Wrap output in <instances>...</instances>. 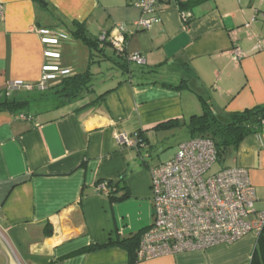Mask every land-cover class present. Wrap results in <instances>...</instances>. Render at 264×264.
I'll return each mask as SVG.
<instances>
[{"label":"crops","instance_id":"crops-1","mask_svg":"<svg viewBox=\"0 0 264 264\" xmlns=\"http://www.w3.org/2000/svg\"><path fill=\"white\" fill-rule=\"evenodd\" d=\"M0 1V101L46 91L9 89L17 80L37 86L50 74L48 93L89 68L95 80L81 101L30 112L0 109V264H130L117 241L143 232L154 217L147 150L177 130L187 137L179 145L189 140L187 123L203 112L202 97L221 119L264 106V0H203L186 11L178 4L186 0H167L148 29L139 23L152 16L139 0ZM80 27L93 40L104 34L125 40L128 54L142 56L152 72L121 70L118 62H126L115 48L93 51L76 35ZM106 61L123 73L117 81L100 78ZM144 78L150 83L139 82ZM183 80L190 88H176ZM23 113L30 117H17ZM171 122L177 124L165 125ZM137 132L148 144L141 152L116 139ZM218 166L247 169L255 208L264 211V124ZM122 179L113 196L127 193L123 200L98 189ZM258 237L248 233L231 244L134 264H250ZM93 245L102 247L89 250Z\"/></svg>","mask_w":264,"mask_h":264},{"label":"built area","instance_id":"built-area-1","mask_svg":"<svg viewBox=\"0 0 264 264\" xmlns=\"http://www.w3.org/2000/svg\"><path fill=\"white\" fill-rule=\"evenodd\" d=\"M139 4L152 16L139 23L140 27L148 29L158 20L159 0H139ZM3 11L0 1V15ZM185 17L188 15L184 14L183 19ZM251 24L248 22L245 26L249 28ZM121 30L124 29L121 27ZM101 40H109L119 52L127 48L126 41L117 36L104 34ZM43 41L57 43L58 39L45 38ZM233 54L236 59L244 55L239 48L233 49ZM130 59L139 64L145 62L139 54L131 55ZM56 70L58 68H44L47 72ZM50 78V74H45L37 86L17 80L10 82L8 87L11 90H33L35 87L44 90ZM17 117L29 118L24 113ZM116 139L121 145L137 150L145 147L136 134L120 133ZM218 165L214 140L195 137L181 143L170 160L150 167L154 217L142 232L137 261L206 250L219 244L234 243L248 233L261 234L264 211L255 208L257 193L248 170ZM98 189L105 193L110 191L107 182L100 184Z\"/></svg>","mask_w":264,"mask_h":264},{"label":"trees","instance_id":"trees-1","mask_svg":"<svg viewBox=\"0 0 264 264\" xmlns=\"http://www.w3.org/2000/svg\"><path fill=\"white\" fill-rule=\"evenodd\" d=\"M202 1L203 0H186L179 1L178 4L182 11H186L201 3ZM167 2V0H159L160 4H166ZM184 20L185 22H188L189 17H185ZM76 35L83 39L93 51L95 50L103 52V46H113V44H110V42L107 40L101 41L89 38L81 27L76 30ZM114 53H118L119 57L125 60L126 63L121 64L120 61L118 62V65L121 67V70H124L126 73H130L131 76H133L134 72L136 71L142 75L152 72L145 70L142 64L136 63L135 61L134 62L137 64V66L140 67L137 68L136 66H133L134 64H130L129 62L133 61L130 59L131 55L128 54L127 49H125L123 52H119L114 49ZM94 81V73L91 71V68H89L84 72L75 73L72 76L63 78L57 85L48 89L50 90V93L46 92L48 88L47 82L44 89L46 91L41 92V97L39 99L31 100L30 98H9L6 95L4 99L0 101V109H6L15 113L18 111L30 112L33 109H41L50 106L56 107L58 104H61L60 102H52V97L55 99L64 97L65 102L71 103L81 101L85 99L90 93H93ZM139 82L142 84L150 83L146 78L139 80ZM181 87L190 88V85L188 84L187 80H183L181 85L176 86V88ZM49 94H52V96L49 97ZM104 94H101L98 98H101ZM202 102L203 112L199 115L195 114L191 116L189 123H187V129L191 135L190 139L195 137H207L214 140L217 147L219 164L224 162L227 155L232 150L237 149L244 137L250 133L261 131L263 128L264 120L262 119V116L264 115V106H256L244 111L232 112L228 115L227 119H221L209 99L202 97ZM24 114L30 117L28 114ZM252 120H254L253 123H251ZM174 124H177V122H171L165 125L173 126ZM136 135L144 142L145 146L147 147L148 144L146 143V138H144L143 133L137 132ZM139 151L141 152L140 149ZM146 154H152L151 148L147 150ZM122 181L123 179L115 184L111 182L108 183V186L110 187L109 194L111 196H113L114 192L117 191L116 187L120 185ZM127 196V193H124L120 197L113 196L112 199L114 201H120L127 198ZM141 236L142 232H139L129 238H123L120 241H117L118 245L128 249L130 253V264H134L137 261V250L140 245ZM100 247L102 246L93 245L89 248V250ZM250 264H264V230L258 237V245L253 253Z\"/></svg>","mask_w":264,"mask_h":264},{"label":"rangeland","instance_id":"rangeland-1","mask_svg":"<svg viewBox=\"0 0 264 264\" xmlns=\"http://www.w3.org/2000/svg\"><path fill=\"white\" fill-rule=\"evenodd\" d=\"M110 56H113L112 48L107 49ZM102 74L100 75V78H111L117 81L120 77L123 76V73L119 71V68L114 66L113 64L106 61L104 65L102 66ZM107 86V84L105 85ZM31 91V90H28ZM41 93L35 92L31 95H29V98L31 100L33 99H39ZM48 98V97H47ZM52 102H65L64 97L55 99L54 97L51 98ZM178 132L174 135H169L166 139L161 140L159 142V145L155 143V147L151 149V155L147 154V158L150 161L152 166H156L160 163L166 162L170 160L176 153L179 147V143L184 141L187 137L184 135L185 133L183 131L177 130ZM150 155V156H149ZM225 167V166H223ZM227 167V166H226ZM217 168V166L215 167Z\"/></svg>","mask_w":264,"mask_h":264},{"label":"water","instance_id":"water-1","mask_svg":"<svg viewBox=\"0 0 264 264\" xmlns=\"http://www.w3.org/2000/svg\"><path fill=\"white\" fill-rule=\"evenodd\" d=\"M262 119L264 120V115L262 116ZM254 120L251 121V123H253Z\"/></svg>","mask_w":264,"mask_h":264}]
</instances>
